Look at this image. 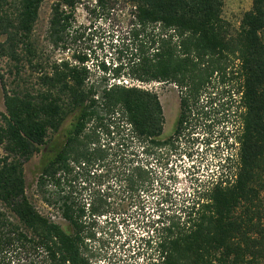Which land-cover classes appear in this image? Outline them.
Masks as SVG:
<instances>
[{"label": "trees", "instance_id": "16d2710c", "mask_svg": "<svg viewBox=\"0 0 264 264\" xmlns=\"http://www.w3.org/2000/svg\"><path fill=\"white\" fill-rule=\"evenodd\" d=\"M128 1L137 24L152 27L148 40L135 43L130 76L173 83L179 89V115L167 138L156 94L135 86H88L84 57H79L78 66L60 61L50 71L32 61L31 36L43 0H0V83L6 108V113L0 112V264H89L80 249L79 221L86 210L99 211L93 201L98 195L107 198V191L92 188L88 208L76 209L48 186L70 162L91 169L106 166L105 146H99L94 161L86 143L87 123L99 113L97 107L108 111L119 105L134 133L165 145L188 129L190 115L214 77L236 79L232 99L238 131L231 133L232 141L231 134L225 137L228 152L219 174L184 200L178 213L159 221L157 257L151 264H264V0H253L237 27L222 18L224 0ZM62 5L73 9L75 0L53 7L49 40L54 45L63 40L67 27L69 12L62 14ZM3 59L9 64L5 71ZM25 64L40 72L44 88L37 93L21 75ZM6 76L12 77L9 85ZM67 106L78 109V117L63 146L41 168L37 188L45 203L59 205L70 231L36 210L27 197L24 176L25 162L59 130ZM91 169L78 179L100 187L105 175ZM152 171L137 165L121 172L119 192L137 194L153 182Z\"/></svg>", "mask_w": 264, "mask_h": 264}, {"label": "rangeland", "instance_id": "374dc122", "mask_svg": "<svg viewBox=\"0 0 264 264\" xmlns=\"http://www.w3.org/2000/svg\"><path fill=\"white\" fill-rule=\"evenodd\" d=\"M61 1L43 0L40 5L31 36L35 49L32 61L41 63L44 71H50L52 65L60 61L78 66L79 57H84L88 86L93 84L98 89L106 84L135 86L156 94L164 116L163 138L171 136L179 115V89L173 83L142 82L130 76L135 43L148 40L152 27L137 24L134 8L128 0H75L73 9L63 5L60 8L62 14L69 12V17L65 21L63 40L54 45L49 40V25L53 7ZM252 1L224 0L222 18L237 27ZM8 67L7 60L3 59L1 69L5 71ZM21 75L32 93L41 89L39 70L25 64ZM6 79L9 85L12 77L6 76ZM235 82L236 79L214 77L190 115L188 129L165 145H157L134 133L119 105L108 111L102 105L97 107L99 113L87 123L86 143L88 151L94 152L91 155L94 161L98 157L97 150L105 146L106 166L96 164L91 169L92 166H82L80 161L70 162L68 169L59 171L48 186L57 196L64 195L63 199L76 209L82 205L88 208L92 188L101 189V194L107 191V198L98 195L93 201L99 211L91 214L86 210L79 221L80 249L89 264H151L155 260L154 237L159 221L178 213L184 200L196 195V190L210 176H217L221 171L220 163L228 152L225 137L236 133L239 125V118L233 114ZM65 101L67 103L68 99ZM67 111L63 124L50 134L47 145L25 162L24 176L27 197L36 210L70 231L59 205L45 203L37 188L41 168L63 146L78 117V109L67 106ZM0 112L6 113L1 83ZM232 140L233 137L229 139ZM137 165L152 168L153 182L137 194L126 196L118 189L120 173ZM86 167L88 169L84 170ZM90 169L105 175L100 187L78 179L81 172Z\"/></svg>", "mask_w": 264, "mask_h": 264}]
</instances>
